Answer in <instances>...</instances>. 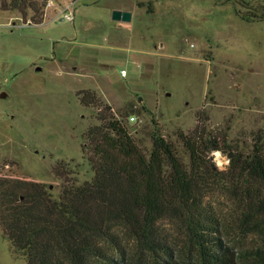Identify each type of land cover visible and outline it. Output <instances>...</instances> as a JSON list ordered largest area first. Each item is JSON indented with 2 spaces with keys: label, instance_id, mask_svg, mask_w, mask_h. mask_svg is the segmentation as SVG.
<instances>
[{
  "label": "rangeland",
  "instance_id": "374dc122",
  "mask_svg": "<svg viewBox=\"0 0 264 264\" xmlns=\"http://www.w3.org/2000/svg\"><path fill=\"white\" fill-rule=\"evenodd\" d=\"M53 1L50 11L47 0L41 6V24L30 21L31 9L24 19L0 6V176L44 183L55 198L62 186L56 163L78 184L92 179L86 133L100 124L99 108L81 104V89L110 105L146 153L151 118L184 163L188 153L176 133H188L198 120L237 150L249 151L257 135L264 143V0ZM242 1L259 17L243 19ZM64 5L73 20H60ZM121 8L133 14L130 21L112 19ZM96 56L100 65L89 71L85 64ZM211 154L225 169L227 157ZM214 202L231 227L232 246H253V237L232 226L235 204L222 195ZM160 226L176 254L187 257L192 249L169 219ZM120 243L119 252L110 249L119 262L153 264L138 247ZM0 264H26L12 253L1 225Z\"/></svg>",
  "mask_w": 264,
  "mask_h": 264
},
{
  "label": "trees",
  "instance_id": "16d2710c",
  "mask_svg": "<svg viewBox=\"0 0 264 264\" xmlns=\"http://www.w3.org/2000/svg\"><path fill=\"white\" fill-rule=\"evenodd\" d=\"M45 2L1 0L0 6L24 19L31 9L30 21L41 24ZM239 5L246 9L239 11L243 19L259 17L257 10L247 12L243 1ZM147 10L152 12V6ZM76 94L84 106L99 108L100 124L86 133L94 175L78 184L63 163H56L53 173L62 180L57 198L44 183L0 176V225L15 256L26 264H124L110 250L119 252L124 239L153 264H264V143L259 135L245 152L198 120L188 133H176L188 153L184 163L153 118L146 153L96 92ZM213 151L227 157L225 169L215 166ZM220 195L235 204L232 226L243 238L253 237V246H232L231 227L214 202ZM165 219L188 242L187 257L177 255L168 234H162Z\"/></svg>",
  "mask_w": 264,
  "mask_h": 264
},
{
  "label": "built area",
  "instance_id": "2783aa9c",
  "mask_svg": "<svg viewBox=\"0 0 264 264\" xmlns=\"http://www.w3.org/2000/svg\"><path fill=\"white\" fill-rule=\"evenodd\" d=\"M62 1H64V0H62ZM53 3H54L53 0H47L46 5H45L46 11H50V9L52 8ZM60 14L63 15L64 19H67L69 21L73 20V14L70 11L69 5L61 6ZM125 74H126V70L122 69L121 70V75L125 76ZM134 119H135V117L133 115H131L129 117L130 121H132Z\"/></svg>",
  "mask_w": 264,
  "mask_h": 264
},
{
  "label": "water",
  "instance_id": "95a60500",
  "mask_svg": "<svg viewBox=\"0 0 264 264\" xmlns=\"http://www.w3.org/2000/svg\"><path fill=\"white\" fill-rule=\"evenodd\" d=\"M132 13L128 10H120V9H115L112 11V19L115 21H123V22H128L131 20ZM64 18H60V20H63ZM5 93L2 92L1 96H4Z\"/></svg>",
  "mask_w": 264,
  "mask_h": 264
},
{
  "label": "crops",
  "instance_id": "0c3cea01",
  "mask_svg": "<svg viewBox=\"0 0 264 264\" xmlns=\"http://www.w3.org/2000/svg\"><path fill=\"white\" fill-rule=\"evenodd\" d=\"M121 10H128V9H124V8H121ZM133 15V14H132ZM83 62H84V60H83ZM87 63V65L85 64V67L89 70V71H92L91 70V68L93 67V65H95L96 67L98 66V65H100V63L98 62V59H97V56H96V59H95V62H94V59L93 60H91V62H86ZM125 76H127V72H126V74H125ZM124 76V77H125ZM131 87V86H130ZM131 89H132V87H131ZM134 90V89H133ZM140 98V97H139ZM142 98V97H141Z\"/></svg>",
  "mask_w": 264,
  "mask_h": 264
}]
</instances>
